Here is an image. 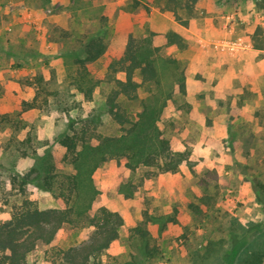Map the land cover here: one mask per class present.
<instances>
[{
    "label": "rangeland",
    "instance_id": "obj_1",
    "mask_svg": "<svg viewBox=\"0 0 264 264\" xmlns=\"http://www.w3.org/2000/svg\"><path fill=\"white\" fill-rule=\"evenodd\" d=\"M170 30L186 47L168 43ZM93 35L107 48L86 63L95 86L85 99L74 60ZM129 35L156 59L159 77L141 83L137 97H120L121 107L135 119L144 103L161 105L158 126L182 160L176 171L131 169L124 158L97 167L92 210L116 211L123 224L87 264H243L250 250L264 248V0H0V221L24 197L42 209L65 206L31 170L49 151L57 169L70 171L55 137L73 133L71 122L94 143L129 127L105 105L124 77L110 65ZM141 223L151 256L132 231ZM92 232L66 223L26 260L58 263L60 250Z\"/></svg>",
    "mask_w": 264,
    "mask_h": 264
},
{
    "label": "trees",
    "instance_id": "obj_2",
    "mask_svg": "<svg viewBox=\"0 0 264 264\" xmlns=\"http://www.w3.org/2000/svg\"><path fill=\"white\" fill-rule=\"evenodd\" d=\"M168 43L180 48L186 47L183 37L176 31L166 33ZM107 48L100 35L88 37L76 54L74 63L76 89L85 99L92 98L95 81L86 67V63L99 58ZM114 70L122 71L123 78H116L114 85L106 95L105 105L113 119L121 126L129 124L119 135L99 136L97 142H91L85 134H78L72 125L73 133H62L55 137L64 148L65 165L70 171L57 169L53 155L47 151L39 156L32 172H36L38 187L61 197L65 206L62 208H40L35 201L26 197L15 206L6 220L0 221V262L1 264H31L26 260L29 251L38 241L49 244L58 230L66 223L89 225L93 227L90 239L78 245L60 250L61 261L53 264H87L97 257L119 237L123 224L120 213L104 206L92 210V201L97 192L93 183V173L97 167L110 158H124L125 166L135 169L144 165L155 167L159 172L176 171L182 160L174 153L170 140L158 126L162 106L144 103L143 108L131 119L121 107L119 98L133 99L141 83L157 82L159 77L156 59L147 47L138 44L136 38L129 35L121 57L110 65ZM138 74L141 81L135 79ZM179 86L185 92L184 78ZM30 173L22 175L23 182H28ZM144 242L143 250L148 255L154 254L149 246V232L141 223L132 228ZM260 246V245H259ZM255 247L243 258V264H261L264 248ZM259 248V249H258Z\"/></svg>",
    "mask_w": 264,
    "mask_h": 264
}]
</instances>
